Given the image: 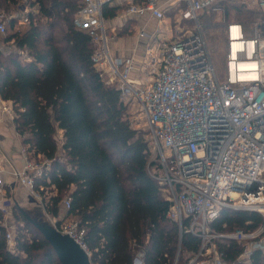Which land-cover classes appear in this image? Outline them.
I'll return each mask as SVG.
<instances>
[{"label": "trees", "instance_id": "16d2710c", "mask_svg": "<svg viewBox=\"0 0 264 264\" xmlns=\"http://www.w3.org/2000/svg\"><path fill=\"white\" fill-rule=\"evenodd\" d=\"M142 2L144 0H137ZM22 0H0V11L11 15ZM30 23H7L0 41L15 50L0 52V97L13 110V123L29 159L47 160L49 169L35 180L45 213L72 218L85 230L84 242L92 264H188L201 248V239L180 229L168 217L170 202L154 177L148 135L133 127L128 107L117 85L95 67L92 37L75 25L80 0H28ZM227 23L243 25L247 36L264 27V11L248 9L236 0H220ZM105 20L114 19L120 5H103ZM211 12V11H210ZM210 12L201 13L209 36L215 27ZM219 26V24H217ZM62 132V141L57 135ZM52 196L46 199L45 194ZM16 218L14 248L6 238L8 226L0 208V264H61L36 224L50 222L13 208ZM263 224L257 212L222 210L209 225L218 234L252 232ZM22 225V226H21ZM226 264L238 261L245 245L228 239L215 241ZM251 264H264L255 250Z\"/></svg>", "mask_w": 264, "mask_h": 264}, {"label": "built area", "instance_id": "2783aa9c", "mask_svg": "<svg viewBox=\"0 0 264 264\" xmlns=\"http://www.w3.org/2000/svg\"><path fill=\"white\" fill-rule=\"evenodd\" d=\"M80 1L74 22L93 39L95 67L117 85L127 107L139 108L154 160L160 166L154 177L170 202L168 217L180 229L188 221L187 231L201 239L200 251L188 264H226L215 243L222 238L244 244L238 261L251 264L252 253L264 251V27L256 25L253 35L247 36L242 24L226 25L225 70L220 73L198 23L201 13L222 10L217 6L220 0H127L126 17L163 22L166 11L176 9L181 21L196 25L195 31L170 41L162 40L164 31L159 28L150 35L141 29L148 46L144 60L138 62L111 54L102 10L110 0ZM241 3L264 11V0ZM30 12L28 0H22L11 15L0 11V34L7 33L12 19L21 26L29 24ZM2 110L13 114L10 104ZM128 112L133 127L139 130L134 126L139 117L132 119V111ZM49 167L47 160L25 156L23 168L7 181L0 171V208L5 215L6 194L16 185L42 202L35 180ZM63 205L68 210L70 199ZM225 209L257 212L263 224L252 232L218 234L209 224ZM45 215L57 231L88 252L85 230L76 221ZM9 228L6 238L14 248L15 233ZM142 258L140 252L134 264H142Z\"/></svg>", "mask_w": 264, "mask_h": 264}, {"label": "rangeland", "instance_id": "374dc122", "mask_svg": "<svg viewBox=\"0 0 264 264\" xmlns=\"http://www.w3.org/2000/svg\"><path fill=\"white\" fill-rule=\"evenodd\" d=\"M237 3L242 4V0H236ZM249 4L245 5L246 8L248 9H255L254 7L249 8L247 7ZM222 8V7H221ZM122 12V11H121ZM117 14V16L114 19L111 20H106V27H107V34H108V45L109 48L112 49L111 44L115 41H128L130 39H134V36L137 37L139 35V29L141 28L140 25H142V22L140 20H134V19H124L122 16L119 15L121 13ZM15 13V12H13ZM207 16H211L213 18V24L216 26L210 29L209 36H207L206 32L204 31L203 26H204V20L201 18V15L198 16V23H199V29L202 31V34L206 40V43L208 45V48L210 50V53L213 57V61L218 68L219 72L222 73L225 68V45H226V38H225V27L227 23V15L225 13V9L222 8V10H212L210 14L208 13ZM122 21V24H121ZM219 24V26H217ZM144 27L149 31V33L153 34L158 28L164 31V35L162 36V40L167 39L168 41L173 40L174 38H177L181 36L182 34L186 33V31L194 30L196 28V25L194 22L190 21H181L180 20V13L178 10H168L166 11L165 19L163 22H157L155 20H147L143 24ZM136 27V29H134ZM146 39V38H145ZM144 39V40H145ZM147 40V39H146ZM148 43V41H147ZM12 43H4L0 41V52L4 54H8L10 51L15 50L13 46L11 45ZM151 72V71H147ZM106 81L109 83H112L107 77H104ZM139 109V108H138ZM137 107H134L132 104L128 106V110L131 112L132 111V119L133 117H139L137 119V124L134 126L140 128L139 130H142L145 134H147V128L144 126V121L140 117ZM136 127V128H137ZM57 141L60 143L62 141V136L57 135ZM19 187L18 185H16ZM15 186V187H16ZM17 189L15 193L18 191ZM29 194V193H28ZM46 199L49 200V198L52 196V194L47 193L45 194ZM43 197V195H42ZM40 196V198L42 199ZM6 198V197H5ZM33 199V198H32ZM7 206L9 204H6ZM64 207V205H63ZM62 207V208H63ZM11 210V211H10ZM9 211L11 213L12 220L14 221V224L11 226V232L13 231L16 234V216L13 213V210L9 208ZM65 212L61 211V216H64ZM6 216H5V221H6ZM48 220V219H47ZM65 221H71L74 220L72 218H67L64 219ZM6 221L5 223H7ZM8 224V223H7ZM9 226V225H7ZM22 226V225H21ZM14 234V235H15ZM264 252V251H263Z\"/></svg>", "mask_w": 264, "mask_h": 264}, {"label": "crops", "instance_id": "0c3cea01", "mask_svg": "<svg viewBox=\"0 0 264 264\" xmlns=\"http://www.w3.org/2000/svg\"><path fill=\"white\" fill-rule=\"evenodd\" d=\"M110 5H121L123 7L122 12L119 14L124 19H134L140 20L142 22L141 28L139 29V35L137 37L134 36V39H130L128 41H115L111 44L112 49H110L113 57H123V58H134L138 62L144 60L145 51L148 46V37H142L140 35L141 29L148 35H150L151 30H147L146 27L143 26L144 22L149 20L145 18L137 19L125 16V7L127 0H110ZM124 2V3H123ZM176 11V9H173ZM154 20V19H150ZM156 21V20H155ZM107 22V21H106ZM122 24V21H121ZM123 26V24H122ZM136 29V27L134 28ZM147 40H146V39ZM145 39V40H144ZM136 77V74L133 75ZM9 103L1 99L0 97V149L3 153V158H0V171L2 172V176L5 181H7L8 177L11 176L14 171L21 170L25 164V156L26 152L22 143V138L16 132L14 123H13V114H8L3 112L2 108ZM59 135H62V132H59ZM19 187L12 188L8 194H6V203L9 204L6 207L7 214L5 215L6 224L9 227L14 224L12 220L10 209L17 208L20 211H25L30 214L37 215L38 212L45 213L44 206L41 201L34 199L29 190L25 187L18 185ZM19 189L16 193L15 191ZM29 193V194H28ZM33 198V199H32ZM62 211L64 209L62 208Z\"/></svg>", "mask_w": 264, "mask_h": 264}, {"label": "water", "instance_id": "95a60500", "mask_svg": "<svg viewBox=\"0 0 264 264\" xmlns=\"http://www.w3.org/2000/svg\"><path fill=\"white\" fill-rule=\"evenodd\" d=\"M36 226L56 252L61 264H92L88 252L70 236L60 233L48 223Z\"/></svg>", "mask_w": 264, "mask_h": 264}]
</instances>
